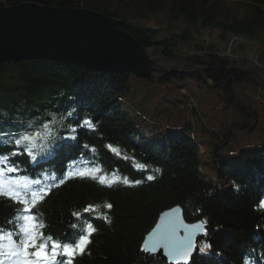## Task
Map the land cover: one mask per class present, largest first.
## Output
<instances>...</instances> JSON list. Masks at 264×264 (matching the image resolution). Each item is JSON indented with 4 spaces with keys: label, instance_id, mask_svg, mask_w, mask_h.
Returning <instances> with one entry per match:
<instances>
[{
    "label": "trees",
    "instance_id": "trees-1",
    "mask_svg": "<svg viewBox=\"0 0 264 264\" xmlns=\"http://www.w3.org/2000/svg\"><path fill=\"white\" fill-rule=\"evenodd\" d=\"M19 1L0 0V6ZM34 1L102 11L117 19L115 27L129 32L138 44L157 47L166 58L180 59L191 67L186 74L172 65L158 77L143 79L135 72L89 69L46 59L0 64V136L11 140L25 130L42 129L44 123L52 129V135L34 150L35 160L12 143L0 144V155L18 151L10 156V163L20 171L11 175L59 184L75 161L140 181L107 187L91 178L66 179L39 205L45 234L51 232L54 238L71 242L79 231L71 225L93 224L96 232L91 243L72 264H168L143 252L140 244L158 213L180 204L187 221H207V235L197 239L188 264L264 263V208L259 206L264 200V146L241 149L229 159L216 150V144L208 161L215 170L210 176L200 168L204 148L190 133L189 122L166 129L160 137L148 136L138 127L125 99L139 79L174 83L189 91L181 92L190 99V80L199 87H219L232 94L233 82L250 78L251 69L240 65L227 48L204 41L203 32L218 28L223 35L264 42V0ZM160 10L165 23H148ZM255 61L261 58L256 56ZM259 67L264 70V64ZM85 118L96 128L78 127ZM72 127H76L75 140L67 138ZM107 145L119 148L120 154ZM149 175L155 178L149 180ZM106 203L112 207L105 208ZM88 205L99 207L84 212ZM15 207L0 199V228L11 227L6 222ZM75 212L81 213L79 218ZM204 244L210 247L200 252Z\"/></svg>",
    "mask_w": 264,
    "mask_h": 264
},
{
    "label": "rangeland",
    "instance_id": "rangeland-1",
    "mask_svg": "<svg viewBox=\"0 0 264 264\" xmlns=\"http://www.w3.org/2000/svg\"><path fill=\"white\" fill-rule=\"evenodd\" d=\"M164 18L160 10L150 16L148 23L164 24ZM203 33L204 41L227 48L240 65L251 69L250 78L233 82L232 94L219 87H199L190 80L187 83L192 89L190 99L186 95L189 91L180 90L174 83H153L154 79H145L148 80L145 83L139 79L125 99L131 114L137 118L138 127L148 136L160 137L166 129L189 122L190 133L204 148L200 168L214 176L215 170L208 161L216 144V150L229 159L241 149L264 146V81H260L264 70L259 67L264 64V42L261 38L250 40L223 35L218 28L205 29ZM256 56L261 61H255Z\"/></svg>",
    "mask_w": 264,
    "mask_h": 264
},
{
    "label": "snow or ice",
    "instance_id": "snow-or-ice-1",
    "mask_svg": "<svg viewBox=\"0 0 264 264\" xmlns=\"http://www.w3.org/2000/svg\"><path fill=\"white\" fill-rule=\"evenodd\" d=\"M78 127L95 129L96 124L90 118H85ZM75 133L76 127H72L67 138L75 140ZM51 135L50 123H44L42 129L25 130L16 134V138L11 140L0 136V144L12 143L17 146V149L22 148L29 152L35 160L34 150ZM107 147L117 155L120 154L119 148L113 145H107ZM17 154L18 151H13L10 154L0 155V199L10 201L17 206L13 209L12 219L6 222L11 227L0 228V264H72L75 256L84 253L91 243L92 234L96 232L92 223L71 225L73 229L79 228V231L71 242H64L58 236L54 238L51 232L45 234L43 217L38 214L39 205L43 203L52 188L63 184L66 179L73 176L91 178L107 187H112L116 183H140V181H129L127 177H119L115 173L109 175L98 165L88 166L87 162L77 165L73 161L72 168L59 179V184H42L40 180H30L27 176L11 175L20 171L17 166L10 163V156ZM136 166L145 167L142 164ZM156 171L160 170L156 169ZM154 178L152 175L147 177L149 180ZM259 206L264 208V200L260 201ZM98 207L88 205L83 211L92 212ZM104 207L110 209L112 205L106 203ZM179 212L180 209L177 207L161 215L160 223L153 228L142 245L143 251L154 252L157 248L163 247L169 258L176 264L181 262L188 264L194 248L193 237L198 232H204L207 235L205 228L207 221L200 220L194 224H187L180 218ZM73 215L79 218L81 213L75 212ZM104 219H109L107 214H104ZM181 230L184 232L183 236L180 235ZM209 247L210 245L204 244L199 251L204 252Z\"/></svg>",
    "mask_w": 264,
    "mask_h": 264
},
{
    "label": "water",
    "instance_id": "water-1",
    "mask_svg": "<svg viewBox=\"0 0 264 264\" xmlns=\"http://www.w3.org/2000/svg\"><path fill=\"white\" fill-rule=\"evenodd\" d=\"M116 24L117 19L114 17L87 6L59 7L34 0L2 5L0 64L46 59L89 69L135 72L145 78L158 77L172 65H178L186 74L190 72L188 63L166 58L157 47L138 44L129 32L117 29ZM177 207L185 223L197 222L185 220L180 204L165 208L158 213L154 224L144 234L141 250L149 233L160 223L161 215ZM203 233L198 232L193 237L191 256L196 249V239ZM180 235H184L183 230ZM145 253L168 264H176L163 247Z\"/></svg>",
    "mask_w": 264,
    "mask_h": 264
}]
</instances>
